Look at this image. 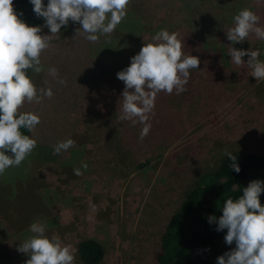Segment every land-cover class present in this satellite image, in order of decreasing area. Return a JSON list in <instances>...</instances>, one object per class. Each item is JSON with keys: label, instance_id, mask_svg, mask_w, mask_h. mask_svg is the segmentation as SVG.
I'll return each instance as SVG.
<instances>
[{"label": "rangeland", "instance_id": "1", "mask_svg": "<svg viewBox=\"0 0 264 264\" xmlns=\"http://www.w3.org/2000/svg\"><path fill=\"white\" fill-rule=\"evenodd\" d=\"M218 1L130 0L125 18L110 35L98 34V42L76 34L80 25L71 21L52 37L40 56L42 71L30 69L29 77L38 90L51 88L53 96L21 108L40 117L32 137L37 146L19 166L0 175V246L8 239L7 230L23 232L27 239L32 235L29 225L40 222L50 239L72 246L74 264H80L76 244L85 237L101 243V264L149 262L168 216L201 174L214 170L225 152L264 155V80L252 78V70L235 65L228 54L217 83L206 82L200 70L192 69L185 86L190 101L179 98L184 92L172 95L170 103L179 109L178 121L187 123L186 128L176 125L164 106L149 114L146 137L140 139L141 123L131 133L140 147L155 144L153 152L129 151L117 133L115 112L106 110L112 103L99 99L119 81L116 73L130 64L115 61L117 56L138 54L162 29L178 33L185 54L196 43L227 40L228 29L216 27L209 38L200 27L202 14H220L223 7L230 13ZM239 3L241 9H258L264 27V0ZM43 25L44 20L38 26ZM41 35L51 33L42 27ZM257 42L249 34L232 47L256 50ZM242 59L246 63L248 57ZM49 67L58 70L57 78L48 74ZM69 138L75 146L54 154L53 146ZM74 169L83 174L75 175ZM228 246V251L235 248L234 243Z\"/></svg>", "mask_w": 264, "mask_h": 264}, {"label": "clouds", "instance_id": "2", "mask_svg": "<svg viewBox=\"0 0 264 264\" xmlns=\"http://www.w3.org/2000/svg\"><path fill=\"white\" fill-rule=\"evenodd\" d=\"M29 2L32 11L43 18V26H29L19 18L23 13L14 10L13 0H0V175L10 167L19 166L37 146L36 140L21 129L31 131L40 123V117L22 112L21 108L25 103H40L43 98L53 96L51 88L38 90L27 74L29 69L42 71L40 56L49 48L52 37L71 21L80 25L76 34L82 33L86 40L98 42V34L110 35L125 18L130 0H47L46 6L43 0ZM258 25L259 17L249 8H243L233 16V26L226 38L231 42L228 53L231 61L249 67L255 80H264V61L259 59L264 50L232 47L245 41L250 33L264 40V27ZM42 27L51 35H41ZM183 47L178 33L162 29L152 37V42L143 43L138 54L130 58L128 67L116 73V78L124 84L120 119L141 123V140L151 130L147 121L157 95L160 92L171 95L174 90L179 95L186 91L190 70L199 67V58L186 55ZM245 56L246 63L242 59ZM48 74L55 79L58 70L49 67ZM74 146L75 141L70 138L58 141L53 152L58 155ZM225 154L234 161L231 169L239 173L236 156ZM82 168L86 170L87 165L83 164ZM73 172L77 176L83 174L80 169ZM262 192L264 181L253 180L242 189L241 196L224 201L218 219L208 217L209 224L217 225L216 231L226 230L225 244H235V248L217 257L216 264H264V206L259 199ZM29 231L32 235L16 249L29 257L25 264H74L75 250L58 238L50 239L45 224L33 222Z\"/></svg>", "mask_w": 264, "mask_h": 264}, {"label": "trees", "instance_id": "3", "mask_svg": "<svg viewBox=\"0 0 264 264\" xmlns=\"http://www.w3.org/2000/svg\"><path fill=\"white\" fill-rule=\"evenodd\" d=\"M218 2L219 5H222L221 0ZM43 3L46 6L47 0H43ZM218 4L212 5L214 9L219 6ZM225 4L228 5L227 8L232 9L230 13L224 11L223 7L220 14L215 12L213 16L208 13L201 15V30L205 31L209 38L215 36L216 27L219 29L232 27L233 16L241 9L239 0H223V6ZM13 7L16 13H23L19 18L29 26H38L43 21L42 17H38L32 11V5L29 0H13ZM249 9L256 15L260 12L254 7ZM220 24H223V27ZM260 25L259 22L258 26ZM212 34L213 36H210ZM250 34L255 36L254 33ZM257 43V49L264 50V40L258 39ZM230 44V41L224 39H214L204 42L202 45L196 43L197 48L194 45L195 50L190 49V52L186 53L196 56L200 60L198 69L193 70H200L201 78L203 77L206 82L215 81L217 83L224 76L223 72L226 68L224 65L229 63L225 57L229 53ZM122 48H124L123 44L120 45L119 50ZM183 51L184 53L187 52L184 47ZM114 53L116 54L117 50ZM130 58L119 55L114 60H120L119 63L121 64L125 59L126 62L130 61ZM259 59L264 60V55L260 56ZM29 71L30 69L28 70V75ZM81 80L82 78H80L79 82ZM201 84L199 81L195 86H200ZM123 89V82L118 81L107 93H101L99 99L103 101L104 99L106 101L110 100L112 103L106 110L115 112L116 121L118 122L117 133L122 137L123 145L129 151L136 154L153 152L156 148L155 144L150 143L147 148L140 147L138 141L134 140V136L131 135V133L136 134L139 122L134 123L130 120L120 119L123 103L121 93ZM174 94L175 90L171 95L160 92L156 97L155 107H168L175 116V119H172L176 125H182L184 128L185 124L186 128L187 123L183 122L180 124L178 121L179 109L170 103L172 98H174L172 96ZM182 97L186 99L187 103L191 99V96L186 94L185 91L179 98ZM21 132L30 138L33 137V129L31 131L21 129ZM128 134L130 135L129 138L126 137ZM168 144H164V146ZM229 153L236 156L235 163L239 166L240 172L236 173L231 169L230 166L234 161L225 155L220 159L214 170L201 174L193 186L185 192L177 209L168 216L165 227L153 250L151 261L142 264H216L217 257L228 251L229 246L224 242L226 230L216 231L217 225L215 223L209 224L208 217L215 216L218 219L222 215L221 209L224 201L230 197L236 199L241 196L243 194L242 189L247 187L249 182L253 180L264 181V155L235 151ZM259 199L261 205L264 206V192L261 193ZM6 226L8 227V225ZM6 234L8 239L0 246V264H25L29 257L16 250L26 240L25 234L23 235V232H12V230H7ZM76 254L80 264H101L104 250L100 242L93 238L85 237L77 242Z\"/></svg>", "mask_w": 264, "mask_h": 264}]
</instances>
